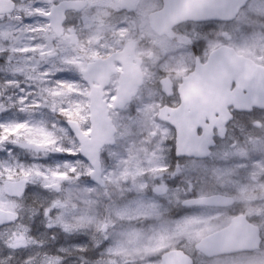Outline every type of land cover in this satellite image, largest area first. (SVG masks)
Returning a JSON list of instances; mask_svg holds the SVG:
<instances>
[{"label": "snow or ice", "instance_id": "6c2138e0", "mask_svg": "<svg viewBox=\"0 0 264 264\" xmlns=\"http://www.w3.org/2000/svg\"><path fill=\"white\" fill-rule=\"evenodd\" d=\"M0 264H264V0H0Z\"/></svg>", "mask_w": 264, "mask_h": 264}]
</instances>
